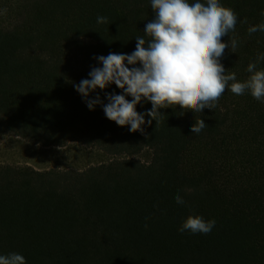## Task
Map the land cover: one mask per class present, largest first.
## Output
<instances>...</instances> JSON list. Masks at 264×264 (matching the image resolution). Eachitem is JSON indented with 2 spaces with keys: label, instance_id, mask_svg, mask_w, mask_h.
<instances>
[{
  "label": "trees",
  "instance_id": "trees-1",
  "mask_svg": "<svg viewBox=\"0 0 264 264\" xmlns=\"http://www.w3.org/2000/svg\"><path fill=\"white\" fill-rule=\"evenodd\" d=\"M220 3L238 16L221 63L244 81L249 63L260 58L264 69V31L248 32L264 23V0ZM154 15L150 0H0V140L74 142L111 157L80 170L0 165V255L26 264H264V101L229 87L212 108H162L133 133L76 91L102 67L95 57L131 54L136 37L147 40ZM107 94L124 93L111 84L90 98L107 104ZM197 117L206 126L194 134ZM145 151L149 163L137 159ZM189 215L216 224L180 232Z\"/></svg>",
  "mask_w": 264,
  "mask_h": 264
},
{
  "label": "clouds",
  "instance_id": "clouds-1",
  "mask_svg": "<svg viewBox=\"0 0 264 264\" xmlns=\"http://www.w3.org/2000/svg\"><path fill=\"white\" fill-rule=\"evenodd\" d=\"M154 19L145 26L143 37H136V47L131 54L109 53L95 57L102 67H93L89 79L75 84L90 110L102 105L106 117L117 125L130 126L129 131H143L161 115L160 109L179 106L196 113L212 108L210 101H217L230 87L233 94L246 91L258 101H264V69L257 68L259 59L249 63V77L238 81L235 72L226 71L221 60L228 44L224 37L235 29L237 13L220 0H150ZM98 23H106L100 16ZM247 22L246 20L244 21ZM264 31V23L250 27L248 32ZM231 51L235 52L237 40L231 39ZM139 65V66H137ZM131 66V67H130ZM231 82V83H229ZM115 84L124 94H107L104 104L99 95L90 98L97 89L104 90ZM131 96L132 99H127ZM143 100L150 101L152 108L144 114L137 111ZM145 116L152 119L145 120ZM206 126L197 117L191 131L199 134ZM178 204L185 203L181 195L175 197ZM216 224L215 219L206 221L203 216L189 215L179 231L208 234ZM147 227V225H145ZM0 264H26L18 253L0 255Z\"/></svg>",
  "mask_w": 264,
  "mask_h": 264
},
{
  "label": "rangeland",
  "instance_id": "rangeland-1",
  "mask_svg": "<svg viewBox=\"0 0 264 264\" xmlns=\"http://www.w3.org/2000/svg\"><path fill=\"white\" fill-rule=\"evenodd\" d=\"M152 158L150 151L137 157L144 163ZM111 157L71 142L67 146L45 148L19 137H6L0 140V165L31 166L37 170L86 169L93 164L108 162Z\"/></svg>",
  "mask_w": 264,
  "mask_h": 264
}]
</instances>
